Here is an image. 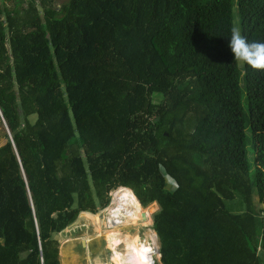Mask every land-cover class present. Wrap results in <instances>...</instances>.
<instances>
[{
  "label": "trees",
  "instance_id": "1",
  "mask_svg": "<svg viewBox=\"0 0 264 264\" xmlns=\"http://www.w3.org/2000/svg\"><path fill=\"white\" fill-rule=\"evenodd\" d=\"M0 2V264H60L80 212L114 264L157 239L160 264H264V70L227 47L233 6L264 43V0ZM155 203L157 239L121 237Z\"/></svg>",
  "mask_w": 264,
  "mask_h": 264
},
{
  "label": "rangeland",
  "instance_id": "2",
  "mask_svg": "<svg viewBox=\"0 0 264 264\" xmlns=\"http://www.w3.org/2000/svg\"><path fill=\"white\" fill-rule=\"evenodd\" d=\"M67 0H52V4L54 7L59 8L61 7ZM2 3V2H0ZM6 5L13 7L14 3L13 0H5ZM232 25L233 27H238L237 25V17H236V10L233 6L232 11ZM237 61L238 67H241L243 64V61ZM34 120V117L32 118ZM6 132V128L2 123V120H0V144L3 143V135ZM119 188V187H118ZM114 189L110 192L111 195V201L109 205L103 210H98L93 215L100 216L101 220L103 221V229L104 231L106 228V223L108 222V215H109V207L112 205V200L114 197V192L118 189ZM256 211H260L262 208V205L258 202L257 196H254L253 198ZM143 207V206H142ZM150 204L148 206H145L143 208H149ZM158 210V205L155 203L154 207L152 208V212L147 218L148 221L145 223H142V221H139L138 226H126V227H120V235L121 237L125 236H136L139 237H145V233L149 230H152V216L153 214ZM145 221V220H144ZM154 232V231H153ZM56 239L58 241V256L61 264H114L112 261H110L111 257V250L109 249L108 241L105 239L104 236H98L94 225L83 219V217L80 215L77 216L74 223H72L70 226H68L66 229H64L61 233V236L59 234L56 236ZM159 246L158 240H157V247ZM118 251L122 252L123 247L119 246ZM155 255H153V263L154 264H160V257L157 252H154Z\"/></svg>",
  "mask_w": 264,
  "mask_h": 264
},
{
  "label": "clouds",
  "instance_id": "3",
  "mask_svg": "<svg viewBox=\"0 0 264 264\" xmlns=\"http://www.w3.org/2000/svg\"><path fill=\"white\" fill-rule=\"evenodd\" d=\"M230 32L227 47L234 59L243 61L254 70H264V43L256 41L249 43L241 35L238 27H232ZM140 264L149 262L141 258Z\"/></svg>",
  "mask_w": 264,
  "mask_h": 264
},
{
  "label": "water",
  "instance_id": "4",
  "mask_svg": "<svg viewBox=\"0 0 264 264\" xmlns=\"http://www.w3.org/2000/svg\"><path fill=\"white\" fill-rule=\"evenodd\" d=\"M0 120H2V123H3V125H4L5 128H6V125H5V123H4V120H3V118H2V115H0ZM6 132H7L8 137L10 138V134H9L7 128H6ZM82 213H84V212H80L78 215H80V214H82ZM142 219H143V220L146 219V216H145L144 214H142ZM155 236H156V239H157V235H156V234H155ZM157 240H158V239H157ZM156 251H157V253H158L159 257H160V254H159V246L157 247V250H156Z\"/></svg>",
  "mask_w": 264,
  "mask_h": 264
},
{
  "label": "crops",
  "instance_id": "5",
  "mask_svg": "<svg viewBox=\"0 0 264 264\" xmlns=\"http://www.w3.org/2000/svg\"><path fill=\"white\" fill-rule=\"evenodd\" d=\"M62 233V232H61ZM61 233H59V236H61ZM155 233V232H154ZM156 234V233H155ZM55 238H56V236H55ZM61 264V263H60Z\"/></svg>",
  "mask_w": 264,
  "mask_h": 264
},
{
  "label": "bare ground",
  "instance_id": "6",
  "mask_svg": "<svg viewBox=\"0 0 264 264\" xmlns=\"http://www.w3.org/2000/svg\"><path fill=\"white\" fill-rule=\"evenodd\" d=\"M145 215V214H144Z\"/></svg>",
  "mask_w": 264,
  "mask_h": 264
}]
</instances>
